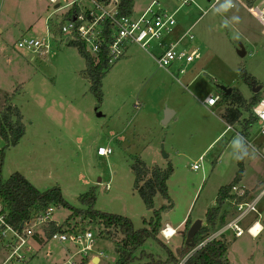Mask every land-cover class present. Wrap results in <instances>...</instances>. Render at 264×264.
Masks as SVG:
<instances>
[{
    "label": "rangeland",
    "instance_id": "374dc122",
    "mask_svg": "<svg viewBox=\"0 0 264 264\" xmlns=\"http://www.w3.org/2000/svg\"><path fill=\"white\" fill-rule=\"evenodd\" d=\"M193 1L176 13L181 20L185 11L188 18L193 10L191 23L203 15L191 31L195 39L182 43L201 52L187 72L177 78V64L170 69L160 68L152 54L157 51L154 44L148 51L133 45L104 77L100 99L83 74L85 59L76 47L60 41L64 39L59 30L61 11L54 12L48 0H0V110L9 99L20 108L25 124L19 143L5 151L1 180L18 171L40 190L60 187L66 201L78 207L79 196L95 186L96 208L127 216L138 229L148 225L145 220H151L153 210L145 206L134 186V158L139 156L148 164L157 162L163 168L170 162L173 173L168 187L173 207L165 214L168 221L162 219L159 232L165 246L149 238L144 249L152 253V263L151 258L140 256L133 264H154L169 257L183 264L192 255L195 249L185 243L187 231L197 219L206 221V211L216 205L219 188L234 179L239 169L235 156L245 158V185L251 187L246 199H257L264 188V136L259 134L260 125L253 112L243 111L231 128L221 117L228 105L222 99V86L239 89L246 99L255 94L243 77L244 70L262 85L259 96H264V27L251 11L255 7L264 9V0L252 5L247 0H232L234 6L228 10L225 0H204L202 10ZM137 2L143 9L151 0ZM182 2L161 0L160 6L172 12ZM49 16L56 35L50 40V52L43 56L18 49L16 42L20 38L46 35L44 21ZM210 94L220 95L215 106L203 102ZM167 109L174 115L165 124ZM249 117L255 122L246 135L243 121ZM100 144L111 146L113 153L99 156ZM3 145L0 138V150ZM201 156L202 167L194 170L192 166ZM162 204L168 201L157 194L155 207ZM222 210L226 212V222L236 211L229 199ZM257 210L264 227V195ZM69 215L70 210L60 206L54 217L65 228H87L97 237L95 250L83 255L80 264L90 263L95 256L101 259L96 264H115L123 257L117 249L123 236L120 231L113 229L109 236L97 220L91 222L83 214L64 222ZM188 217L189 228L183 232L178 228L179 234L166 241L162 229L168 223L176 227ZM257 219L258 213L247 215L241 223L245 233L240 237L231 230L221 236L229 244L227 256L231 264H264V231L257 237L247 232ZM69 247L72 252L77 250L71 243ZM44 252L49 254L44 256ZM64 254L60 244L49 243L42 249V256L53 262L63 263Z\"/></svg>",
    "mask_w": 264,
    "mask_h": 264
},
{
    "label": "built area",
    "instance_id": "2783aa9c",
    "mask_svg": "<svg viewBox=\"0 0 264 264\" xmlns=\"http://www.w3.org/2000/svg\"><path fill=\"white\" fill-rule=\"evenodd\" d=\"M48 1L55 8L54 12L61 11L60 14L63 17L59 30L64 39L60 41L67 45L72 42H82L92 57L99 61L102 56H105L110 66L124 57L130 45H139L147 51L155 45L154 49L158 52L155 51L152 54L157 65L160 68L170 69L173 64H177L176 71L180 73H184L187 67L201 57L198 48L182 44L185 39L194 40L190 30L176 40L168 38L177 25V10L170 12L164 9L160 6L161 0H151L147 8L138 15L123 14L120 9L121 0ZM182 1L179 7L193 0ZM251 11L264 27V9L255 7ZM51 20L50 16L46 19L45 36L22 37L16 42L18 49L26 48L40 55H47L51 49L50 40L56 37L50 26ZM219 101V94H210L203 102L208 106H215ZM252 112L260 125L259 134L264 136V96L259 98ZM229 127L232 126L229 125ZM112 153L113 149L109 145H100L97 148L99 156L108 157ZM261 155L264 158V147ZM202 161L203 156L194 163L192 168L200 169ZM247 191L248 189L240 184L233 186L231 191L233 196L229 201L236 210L235 214L216 234L197 244L195 250L214 238L224 236L229 230L236 237L242 236L245 230L241 223L252 212L258 213L259 219L251 223L247 232L253 237L261 233L263 228L257 233H253L252 228L260 222L261 213L257 210V203L264 195V188L257 199H246ZM239 198L244 199L239 200ZM56 209V206L50 205L45 210H33L21 223H16L11 218L9 206L0 197V264H80L81 258L93 252L97 243V237L93 231L87 228L80 231L65 228L64 224L54 217ZM53 224L58 229L52 231ZM176 233L177 229L168 224L162 229V235L167 240ZM49 243L60 244L65 249L63 263L49 261L47 257L42 256V249ZM70 243L77 249L75 252L71 251ZM46 253L49 254L44 252V256L48 255Z\"/></svg>",
    "mask_w": 264,
    "mask_h": 264
},
{
    "label": "trees",
    "instance_id": "16d2710c",
    "mask_svg": "<svg viewBox=\"0 0 264 264\" xmlns=\"http://www.w3.org/2000/svg\"><path fill=\"white\" fill-rule=\"evenodd\" d=\"M249 5L253 4V0H247ZM135 0H121L120 9L125 15L132 14L134 11ZM69 46L76 47L80 55L85 59V69L83 74L91 83V91L98 97L102 98L103 79L111 69L105 56L99 61L88 53L84 43L72 42ZM243 77L250 88L260 85L252 76L243 71ZM259 93H255L250 99H246L239 89L233 88L230 93L222 91V99L228 103L223 113L222 119L230 126L237 123L243 111L252 113V108L259 100ZM255 122L253 117L244 119V134H248V130ZM25 134V124L23 122V114L20 108L14 105L9 99L2 110H0V138L4 145L0 150V197L7 203L10 208V215L14 222L21 223L26 219L33 210H45L50 205L56 207H64L70 210V215L64 222H69L75 215L83 214L84 218H88L91 222L98 221L105 229L106 233L111 236V230L120 231L122 238L118 241V254H123L115 264H133L136 260L147 256L151 258L152 253H146L144 244L149 238L165 244L159 238V232L163 226L162 219L164 215L173 207V203L169 194L168 180L173 173L172 164L169 162L167 167L155 165L149 167L146 162L139 156L134 158L132 169L135 174L134 186L140 194L145 206L153 210V216L145 227L135 229L132 220L121 214L103 212L96 208L97 187H91L87 192L79 196L81 207L70 204L63 197L60 187L54 186L46 190L37 188L26 176L16 171L10 175L5 181L1 180L2 163L5 151L19 143ZM243 149V142L241 143ZM244 162L239 161V169L234 179L227 185L221 186L216 196V205L206 211V224L194 236L196 244L201 243L218 227H223L227 222L226 212L222 210L226 201L232 198L231 191L234 185L239 184L244 174ZM160 194L168 204H162L155 207V197ZM248 196V191L246 193ZM245 196V198H246ZM244 198H239L243 200ZM188 217L185 221L186 230L191 224ZM220 227V228H221ZM58 229L52 226L51 230ZM229 244L223 237L214 238L208 241L201 248L195 250L192 255L183 264H231L227 253ZM138 253L140 255H138ZM171 254V253H170ZM169 257L166 261L158 260L154 264H164L169 261H175L177 264L180 260H172ZM87 264V261L83 262Z\"/></svg>",
    "mask_w": 264,
    "mask_h": 264
},
{
    "label": "crops",
    "instance_id": "0c3cea01",
    "mask_svg": "<svg viewBox=\"0 0 264 264\" xmlns=\"http://www.w3.org/2000/svg\"><path fill=\"white\" fill-rule=\"evenodd\" d=\"M195 2L194 3H196V4H194V5H196V7L198 8V9H200V10H202L203 9V7L205 6V1L204 0H194ZM208 1H210V0H208ZM256 0H253V4H254V2H255ZM258 1H260V0H257L256 1V3L258 2ZM137 0H135V6H134V11H133V13L134 14H136V15H138V14H140L141 12H143L146 8H138V5H137ZM217 3V2H216ZM255 3V4H256ZM180 5H178L177 7H176V9H174V10H177V11H179L182 7H179ZM173 10V11H174ZM192 13H191V15L187 18V15L189 14L188 13V11H185L184 13H183V16H182V18H181V20H182V22H181V20H179V19H177V17H176V19H177V25H176V27H175V29H174V32H173V34L172 35H170L168 38L170 39V40H176V39H178V38H180L186 31H188V30H190V32L192 31V29H193V26H194V24L203 16L202 14H201V16H199L197 19H196V21L194 22V23H191L190 21H191V16H192V14H193V10H190ZM202 12V11H201ZM177 13V12H176ZM184 20V21H183ZM45 23H46V18H45V21H44ZM189 26V28L188 29H186L185 30V27H188ZM263 32H264V29L262 30ZM3 33V28H1L0 27V34H2ZM194 39H195V36H194ZM131 46H133V45H130V46H128L127 47V51H126V53H125V55H124V57H126L127 56V53H128V50H129V47H131ZM123 57V58H124ZM122 58V59H123ZM189 67H187V69H188ZM85 69V68H84ZM83 69V70H84ZM187 69H186V71L184 72V73H186L187 72ZM175 71L174 72H176L177 74H176V77L178 78L180 75H182V74H184V73H180V72H177L176 71V69H174ZM204 101V100H203ZM174 115V114H173ZM173 117V116H172ZM172 117H171V119H172ZM171 119L168 121V122H170L171 121ZM100 145H108V144H100ZM155 164H148V162L146 163L149 167H152V166H155V165H158V163L157 162H154ZM159 166V165H158ZM241 186H243V187H245V188H247L248 190L249 189H251V187H248V186H246L245 185V175L243 174V178L241 179V181H240V183H239ZM251 199H253L252 197H251ZM168 219H169V217L167 218V221H168ZM202 220H204V218L202 219ZM185 221H186V219H184L183 221H181L176 227H173V226H171V224L170 223H168V225L170 226V227H172V228H175V229H177V233L170 239V240H172L175 236H177L178 234H179V231L181 230V232H183V230H184V228H185ZM255 221V220H254ZM251 225V224H250ZM249 225V226H250ZM248 226V227H249ZM263 226V225H262ZM178 228L180 229V230H178ZM263 231H264V227H263V230L261 231V233H259V235L258 236H260L262 233H263ZM181 234V237L183 236L182 235V233H180ZM253 237V236H252ZM165 239V238H164ZM166 241H170V240H167V239H165Z\"/></svg>",
    "mask_w": 264,
    "mask_h": 264
},
{
    "label": "water",
    "instance_id": "95a60500",
    "mask_svg": "<svg viewBox=\"0 0 264 264\" xmlns=\"http://www.w3.org/2000/svg\"><path fill=\"white\" fill-rule=\"evenodd\" d=\"M242 55H244V51L240 52ZM262 89V85H258L252 88L254 93H258L260 92ZM222 90L226 91V93H230L232 91V88L230 87H225L222 86ZM173 111L170 109H167L165 112V116H164V120L163 123H168V121L171 119V117L173 116ZM168 218L167 215H164L163 217V222ZM206 224V222H204L202 219H197L196 221H194L192 223V225L190 226V228L187 231V235H186V239H185V243L191 247L192 249H195L197 247L196 242L194 241V236L197 234V232L201 229L202 226H204ZM195 251V250H194ZM193 251V252H194ZM192 252V253H193ZM191 253V254H192ZM100 257L99 256H95L93 257L92 261L88 264H96L100 262Z\"/></svg>",
    "mask_w": 264,
    "mask_h": 264
},
{
    "label": "clouds",
    "instance_id": "9594fccd",
    "mask_svg": "<svg viewBox=\"0 0 264 264\" xmlns=\"http://www.w3.org/2000/svg\"><path fill=\"white\" fill-rule=\"evenodd\" d=\"M225 3H226V9L225 10H228L230 8H232L234 5L232 3V0H225ZM235 21L236 22H239V18L238 17H234ZM235 143V141H234ZM233 159L237 160V161H242V160H245L244 157L242 156H235Z\"/></svg>",
    "mask_w": 264,
    "mask_h": 264
},
{
    "label": "bare ground",
    "instance_id": "6f19581e",
    "mask_svg": "<svg viewBox=\"0 0 264 264\" xmlns=\"http://www.w3.org/2000/svg\"><path fill=\"white\" fill-rule=\"evenodd\" d=\"M261 228H263L262 227V224H261V222H258V223H256L254 226H253V228H252V232L253 233H257L258 231H259V229H261ZM255 230V231H254Z\"/></svg>",
    "mask_w": 264,
    "mask_h": 264
},
{
    "label": "snow or ice",
    "instance_id": "6c2138e0",
    "mask_svg": "<svg viewBox=\"0 0 264 264\" xmlns=\"http://www.w3.org/2000/svg\"><path fill=\"white\" fill-rule=\"evenodd\" d=\"M255 231V230H254Z\"/></svg>",
    "mask_w": 264,
    "mask_h": 264
}]
</instances>
